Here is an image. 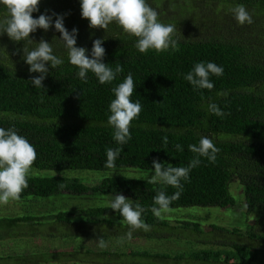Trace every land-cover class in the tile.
I'll return each instance as SVG.
<instances>
[{
	"label": "trees",
	"instance_id": "16d2710c",
	"mask_svg": "<svg viewBox=\"0 0 264 264\" xmlns=\"http://www.w3.org/2000/svg\"><path fill=\"white\" fill-rule=\"evenodd\" d=\"M212 1L184 0L185 4H179V0H147L156 10L171 6L181 13V19L160 20L176 26L174 39L179 50L169 48L158 53L150 49L141 53L135 47L137 38L124 32L117 23L109 24L106 30L90 27L89 20L82 17L80 0H41L39 11L33 17L38 18L46 11L50 16L53 12L66 14L65 27L69 32L78 29L77 47L87 48L90 58L93 41L104 40V63L112 67L120 63L124 68L110 84H101L92 72L87 73V82L78 76L79 69L69 62L67 49L60 39L62 34L54 27L55 16L49 30L37 29L30 34L31 43L13 41L7 33L0 35V127L15 128L35 146L38 158L33 168L108 171L111 169L105 167L106 149L119 147L121 154L114 169L155 171L156 159L165 165L187 167L197 155L189 150V145H198L202 136L213 139L220 149L215 163L200 157L201 162L191 170L189 179L181 181L182 188L125 177L106 178L90 187L78 179L30 176L29 187L20 199L49 198L61 193L123 194L133 199L134 206L138 203L145 209L142 218L150 228H180L200 238L205 233L198 223L179 221L176 227L152 213L154 197L160 190L169 196L180 192L170 209H225L236 204L230 185L237 181L244 189L248 212L264 208V0H224L226 14L214 17ZM241 4L253 16L254 22L250 25H240L234 18L231 9ZM7 15L6 7L0 4V20ZM41 38L52 43L54 54L64 63L53 69L49 62L44 87L36 88L31 80L40 73L29 71L23 48L25 44L30 50L35 48ZM198 62H213L224 69L220 76L210 75L213 89L194 88L184 78ZM129 72L135 82L131 99L141 102L142 112L132 122V139L119 145L113 139V127L108 124L109 105L115 99L112 88L123 82ZM212 103L225 115L210 112ZM75 215L59 212L0 218V230L12 237L22 236V229H39L51 222L75 225L69 220ZM77 215L86 218L80 222L82 225L120 224L129 228L123 217L109 207L82 209ZM109 215L116 221L106 219ZM211 229L209 234H220L223 239L217 243L227 249L174 257L150 253L134 256L151 264L168 261L180 264L184 260L195 264H264L259 261V254L264 252V216L245 231L217 226ZM200 238L197 242L210 243Z\"/></svg>",
	"mask_w": 264,
	"mask_h": 264
},
{
	"label": "clouds",
	"instance_id": "9594fccd",
	"mask_svg": "<svg viewBox=\"0 0 264 264\" xmlns=\"http://www.w3.org/2000/svg\"><path fill=\"white\" fill-rule=\"evenodd\" d=\"M82 17L89 20L90 27L107 29L108 25L115 22L124 32L137 38L135 47L141 53H147L152 49L156 52L167 51L171 48L178 51V41L176 36V26L166 24L159 20V13L151 7L147 0H80ZM41 0H0V4L7 9V17L0 20V35L7 33L13 41L20 42L28 40L31 43L30 34L37 29L49 30L53 26V16L55 29L60 32L61 40L68 52L69 62L76 66L78 76L87 82V73L92 72L101 84L112 83L118 74L123 73L124 68L120 63L115 67L104 63L106 54L102 46L103 39L97 38L93 41L91 58L88 49L77 47L78 29L73 28L71 32L65 27L64 16L66 14L39 15L33 17L34 12L39 11ZM234 18L240 25L252 24L253 16L244 5H237L231 9ZM107 39V38H104ZM20 50H17L19 54ZM23 59L30 65L29 71L40 73L38 77H33L31 83L36 87H44L43 81L49 73L46 65L50 62L53 69L64 63L63 59L53 52L52 43L43 38L31 50L25 44L23 48ZM224 69L213 62H198L193 69L185 75V79L194 88L211 90L214 84L210 82V75L220 76ZM135 91V82L131 72L124 78L123 82L112 88L115 95L109 105L110 115L108 124L114 129L113 139L119 145H124L132 139V122L138 119L142 112V104L139 100L133 102L131 97ZM227 95V93H222ZM209 111L216 115L223 116L224 112L215 104L209 105ZM168 143L167 136L164 137L165 146ZM175 147L183 151L180 144ZM189 150L196 155L187 167H174L172 164H162L158 159L153 161L155 174L148 181L149 183L162 182L163 184L182 188L181 181H187L191 170L200 164V157L207 158L215 163L220 149L215 145L213 139L202 136L199 144L189 145ZM121 154V148L109 147L106 149V168L114 169L115 161ZM38 158L35 146L29 140L18 134L15 128L5 129L0 127V205H6L10 201L19 200L22 192L29 187L28 179L34 162ZM64 187L63 184L60 185ZM180 196L176 192L169 196L165 191L160 190L154 197L152 213L160 218L162 214L170 210L172 202ZM109 208L116 210L123 221L129 226L126 239L133 238V232L139 229L150 230V225L146 224L142 218L145 209L140 204L133 205L132 201L123 194H116ZM125 237L120 238L123 243ZM101 247L105 246L104 239H99Z\"/></svg>",
	"mask_w": 264,
	"mask_h": 264
},
{
	"label": "rangeland",
	"instance_id": "374dc122",
	"mask_svg": "<svg viewBox=\"0 0 264 264\" xmlns=\"http://www.w3.org/2000/svg\"><path fill=\"white\" fill-rule=\"evenodd\" d=\"M179 2V4H185L184 0H179ZM223 3L224 0L210 2L212 11H208H211L213 17L226 14ZM157 11L161 21L182 18L181 13L171 6L166 9L159 8ZM154 174L155 171L153 170L138 168H117L108 171H50L32 167L30 176L78 179L81 183L94 187L106 178L125 177L149 181ZM230 192L236 202L234 207L225 209L200 207L170 209L160 217L176 227H179L180 224L177 223L179 221L198 223L205 233L201 238L180 228L153 227L148 231L136 230L133 232V238L127 240L126 233L129 228L123 225L80 224L86 218L80 217L77 212L82 209L109 207L115 198L114 195L109 194L72 196L61 193L49 198L28 197L10 201L6 205H0V218L74 212L76 213L75 217H71L69 220L75 225L52 224L51 222L50 225L39 229L36 227L32 230L29 228L27 230L22 229L23 235L14 237L0 230V264H151L143 258L134 256V254H167L174 257L187 256L198 251L227 249L217 243L223 239L220 234H209L212 226L228 229L239 228L245 231L249 225L254 224L264 216V208H256L252 212H248L244 189L237 181L231 183ZM126 197L134 203L131 197ZM106 219L116 221V218L110 215ZM121 237H125L123 243L120 242ZM101 238L104 239V247L99 244ZM197 238L208 240L210 243L197 242ZM259 261L264 262V252L259 254ZM172 263L168 261L157 264ZM180 264L195 263L184 260Z\"/></svg>",
	"mask_w": 264,
	"mask_h": 264
}]
</instances>
